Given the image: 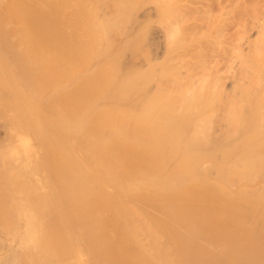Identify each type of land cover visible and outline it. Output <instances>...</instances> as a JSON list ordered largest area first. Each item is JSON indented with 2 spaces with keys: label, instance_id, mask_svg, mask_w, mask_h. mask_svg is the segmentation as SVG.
<instances>
[{
  "label": "bare ground",
  "instance_id": "1",
  "mask_svg": "<svg viewBox=\"0 0 264 264\" xmlns=\"http://www.w3.org/2000/svg\"><path fill=\"white\" fill-rule=\"evenodd\" d=\"M192 1L0 0V264H264V0Z\"/></svg>",
  "mask_w": 264,
  "mask_h": 264
},
{
  "label": "rangeland",
  "instance_id": "2",
  "mask_svg": "<svg viewBox=\"0 0 264 264\" xmlns=\"http://www.w3.org/2000/svg\"><path fill=\"white\" fill-rule=\"evenodd\" d=\"M191 1H192V0H191ZM193 1H195V0H193ZM193 1H192V2H193ZM195 2H196V1H195ZM195 2H193V3H195ZM113 12H114V11H113ZM76 32H79V30H78L77 28H76Z\"/></svg>",
  "mask_w": 264,
  "mask_h": 264
}]
</instances>
